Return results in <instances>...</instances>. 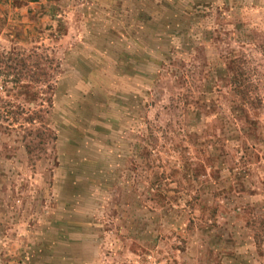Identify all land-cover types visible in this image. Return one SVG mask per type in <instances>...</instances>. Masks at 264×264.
Segmentation results:
<instances>
[{"label":"rangeland","instance_id":"obj_1","mask_svg":"<svg viewBox=\"0 0 264 264\" xmlns=\"http://www.w3.org/2000/svg\"><path fill=\"white\" fill-rule=\"evenodd\" d=\"M48 2L0 16V264H264V0Z\"/></svg>","mask_w":264,"mask_h":264},{"label":"crops","instance_id":"obj_2","mask_svg":"<svg viewBox=\"0 0 264 264\" xmlns=\"http://www.w3.org/2000/svg\"><path fill=\"white\" fill-rule=\"evenodd\" d=\"M0 16H5L8 20L12 22V25H17V23H25L29 24L25 27H30V23L41 24L42 21L39 17L36 20L32 17V12L35 14L37 10H41L42 7H45V12H41L45 17L49 16L52 18L55 12L62 10V6L60 3L56 2H48V0H13V3L6 4V0H0ZM68 5V4H65ZM64 7V6H63ZM60 8V9H58ZM50 10L52 12H50ZM54 12V13H53ZM48 14V15H45ZM11 16V17H10ZM9 26V24H7Z\"/></svg>","mask_w":264,"mask_h":264},{"label":"trees","instance_id":"obj_3","mask_svg":"<svg viewBox=\"0 0 264 264\" xmlns=\"http://www.w3.org/2000/svg\"><path fill=\"white\" fill-rule=\"evenodd\" d=\"M22 77H19V79L16 82H20V79ZM30 80H32L33 82H38L37 79H35L33 76L30 77ZM20 84V83H19Z\"/></svg>","mask_w":264,"mask_h":264}]
</instances>
